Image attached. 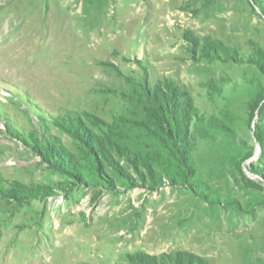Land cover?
<instances>
[{
	"label": "rangeland",
	"instance_id": "rangeland-1",
	"mask_svg": "<svg viewBox=\"0 0 264 264\" xmlns=\"http://www.w3.org/2000/svg\"><path fill=\"white\" fill-rule=\"evenodd\" d=\"M41 254L264 264V0H0V263Z\"/></svg>",
	"mask_w": 264,
	"mask_h": 264
},
{
	"label": "bare ground",
	"instance_id": "bare-ground-1",
	"mask_svg": "<svg viewBox=\"0 0 264 264\" xmlns=\"http://www.w3.org/2000/svg\"><path fill=\"white\" fill-rule=\"evenodd\" d=\"M46 38L47 37L37 38L35 36H28L27 35L25 39L24 38L23 39H13L9 43L12 44V46H10V47H14V48L19 49L20 51H22L24 53V55H30V54L35 55L36 51H39L40 48H42V49L45 48V49H43V50L41 49V50H42L43 55H45L46 57L57 55L58 51L56 50L57 47H56V41H55L54 37L47 39V40H46ZM80 40H82V39L78 35L71 36L70 41L68 43H65V47L67 46V48L68 47L84 48L86 44L74 45L75 42H77V41L80 42ZM86 42H89V41H86ZM90 42H93V39H91ZM32 241H31L30 246L35 248V245H34L35 241L34 242H32ZM40 251H45V247L42 246L40 248ZM41 258H42V254L40 256H28L24 259L23 262H25L26 264H39L41 262ZM17 260L19 261L20 258L17 257ZM9 261H11V260L8 259V262ZM3 262L1 261L0 264H2ZM8 262L5 264H8Z\"/></svg>",
	"mask_w": 264,
	"mask_h": 264
}]
</instances>
